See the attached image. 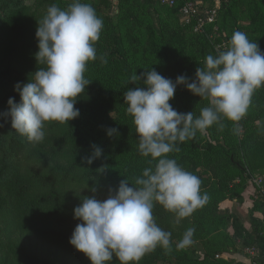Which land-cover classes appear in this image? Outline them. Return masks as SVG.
<instances>
[{
  "label": "clouds",
  "instance_id": "clouds-1",
  "mask_svg": "<svg viewBox=\"0 0 264 264\" xmlns=\"http://www.w3.org/2000/svg\"><path fill=\"white\" fill-rule=\"evenodd\" d=\"M103 27L96 10L82 0H72L66 9L56 4L48 7L35 32V60L43 67L32 79L14 85L20 100L14 102L9 97L7 110L0 113L10 117L13 130L30 142H41L46 122L68 124L79 116L74 105L91 82L84 73L87 63L97 59L94 45ZM100 59L107 63L106 56ZM194 76L190 80L181 74L173 81L149 68L139 75L134 73L127 81L145 85L126 90L123 98L127 113L133 117L140 155L151 157L149 165L156 163L144 168L134 182L124 177L114 192L110 187L106 199L84 196L73 208V218L81 222L76 224L69 243L91 264H109L114 256L120 264H136L157 246L169 249L171 233L156 224L154 204L174 213L179 223L207 203L209 197L201 193L199 177L168 154L179 152L178 144L195 138L198 131L203 133L212 125L223 130L224 118L238 126L253 94L264 86V52L246 33L236 30L227 49L208 55ZM178 85L208 101L198 116L192 111L178 112L169 103ZM106 132L108 136L119 134L116 128ZM92 149L90 156L82 157L88 165L102 155L100 147L93 144ZM91 191L95 193L96 188ZM194 231L187 229L177 246L191 245Z\"/></svg>",
  "mask_w": 264,
  "mask_h": 264
},
{
  "label": "rangeland",
  "instance_id": "rangeland-1",
  "mask_svg": "<svg viewBox=\"0 0 264 264\" xmlns=\"http://www.w3.org/2000/svg\"><path fill=\"white\" fill-rule=\"evenodd\" d=\"M9 1L18 0H0V62L13 59L15 64L22 66L21 70L26 74L31 73L27 78H33L34 72L43 67L36 63L34 55L38 50L35 36L37 25L50 5L56 4L61 9H66L72 0H22L20 7L7 8L5 6ZM203 1L209 8H217L222 31L216 38L208 39L207 45L201 46L191 33L182 29L179 15L170 12L161 0H82L90 3L103 20L104 27L94 45L98 58L101 57L100 46L105 44L103 30L112 26L127 51L132 74L139 75L146 69L153 68L173 81L181 74L190 80L194 79L196 68L204 66L208 55L215 56L219 51L226 50L236 30L246 33L248 39L256 42L264 52V0ZM18 25L26 26L21 35L14 32V26L18 28ZM84 75L85 78H91L95 73L86 68ZM13 90L12 85L6 86L4 96ZM4 103L0 106V113L8 108L7 102ZM169 103L178 112L192 111L195 116L199 115L201 108L208 106L207 100L192 94L184 85L176 87L174 97ZM9 122L10 117L0 116V123ZM222 123L223 130L212 125L203 133L197 132L193 139L200 148L191 151L193 157H186L181 167L199 177L202 191L222 190L213 195L215 200L224 198L218 204L219 211H214L212 217L216 215L223 224L212 234L211 239L215 242V247L223 249L220 254L225 256L217 258L209 255L221 261L208 263V258L204 259V252L208 249L194 235L191 245L184 248L177 246L187 229L198 230L194 227L198 221V208L179 223L173 217L171 223L176 246H170L172 251L167 249L164 260L154 264H244L241 250L237 249L240 248L239 237L232 235L231 217L235 216L247 230H251L252 219L256 221L262 217L264 86L253 94L247 114L238 122V126L237 122L226 118L222 119ZM44 131V139L36 143L29 141V149L44 146L50 137L45 128ZM184 144L179 143L178 147H183ZM66 159L65 155L59 162ZM45 164L49 162L39 159L35 168ZM87 190L86 184L72 183L67 192L68 196H75L86 194ZM80 203L81 198L78 200V204ZM8 217L0 214V264H70L77 260V254L68 253L58 241L21 231ZM184 219L192 221L193 226L183 225ZM191 248L199 253L191 255Z\"/></svg>",
  "mask_w": 264,
  "mask_h": 264
},
{
  "label": "trees",
  "instance_id": "trees-1",
  "mask_svg": "<svg viewBox=\"0 0 264 264\" xmlns=\"http://www.w3.org/2000/svg\"><path fill=\"white\" fill-rule=\"evenodd\" d=\"M21 2L22 0L9 1L5 7H20ZM180 5L181 1L174 7H166L170 12L179 15ZM218 18L220 21L219 16ZM179 21L182 29L191 33L195 41L201 46L207 45L206 37L192 33L181 17ZM18 26H14V32L21 35L26 26ZM219 26L221 29V22ZM103 31L105 44L100 46V54L101 57L106 56L107 63H102L98 54L96 60L87 63L86 68L92 69L95 75L86 78L91 82L76 100L74 107L79 109L77 118L70 120L68 124L46 122L45 129L50 134L49 139L44 146H35L32 149L28 148L29 140L11 128V121L9 124L0 123L3 125L0 126V214L8 215V220L16 224L21 231L31 232L39 238L56 240L68 253H76L77 260L70 264H91L82 252L69 243L76 224L81 222L73 218V208L79 205V198L94 195L97 199H106L110 187L114 192L124 177L129 182H134L136 177L142 175L144 168L154 167L156 163L153 161L152 165H149L151 157L144 158L140 155L133 117L127 113V104L123 98L126 90L145 85L127 83L133 74L122 40L112 26L105 27ZM21 67L15 64L13 59L0 62V106L5 104L9 97H12L14 102H19L18 92L13 90L6 96L4 92L6 86L12 85L14 88L17 82H27L25 78L31 73L26 74ZM108 128H116L119 134L108 136ZM183 143L185 144L179 147V152L168 154L169 158H174L180 166L186 157H193L191 151L200 148L194 139ZM93 144L102 149V155L88 165L82 157L92 154ZM65 155L67 159L59 162ZM39 159L47 160L49 164L36 169L35 164ZM102 167L104 171L101 172L99 170ZM72 183L86 184V194L68 196L67 189ZM92 188H96L95 193L91 191ZM202 190L203 188L201 193H206L210 198L198 210V221L194 224L184 219L183 225H195L198 230H195L194 238L206 246L208 250L204 252V259L208 258V263H212L219 259L209 255L216 256L223 251L222 248L215 247L211 236L223 224L220 218L212 215L214 211H219L218 204L224 197L220 200L213 198L215 193L218 194L222 190ZM263 206L262 217L250 221L251 230H247L235 216L231 217L232 235L240 240L238 249L241 250V246L245 245H256L264 250V235L261 233L264 226ZM174 216V213L167 211L159 203L154 204V220L161 229L171 233L170 246H176L173 242L175 236L171 223ZM166 250L157 246L136 264L159 263L166 257ZM169 250L172 251V247ZM194 253L198 254L199 251L191 248L190 254ZM109 264H120V261L114 256Z\"/></svg>",
  "mask_w": 264,
  "mask_h": 264
},
{
  "label": "built area",
  "instance_id": "built-area-1",
  "mask_svg": "<svg viewBox=\"0 0 264 264\" xmlns=\"http://www.w3.org/2000/svg\"><path fill=\"white\" fill-rule=\"evenodd\" d=\"M179 1L181 5L178 13L192 33L202 35L207 39H214L220 34L218 21V10L216 7L209 8L205 2L193 0H161L169 7L176 6ZM264 235V226L262 232ZM242 253L247 259V264H264V250L256 245L241 246Z\"/></svg>",
  "mask_w": 264,
  "mask_h": 264
},
{
  "label": "crops",
  "instance_id": "crops-1",
  "mask_svg": "<svg viewBox=\"0 0 264 264\" xmlns=\"http://www.w3.org/2000/svg\"><path fill=\"white\" fill-rule=\"evenodd\" d=\"M238 249V248H237ZM241 253H242V251H241ZM220 256H225L224 254H220V253H218L217 255H216V257L217 258H219ZM242 259H243V262H244V264H247V259H246V257L244 256V254L242 253Z\"/></svg>",
  "mask_w": 264,
  "mask_h": 264
}]
</instances>
